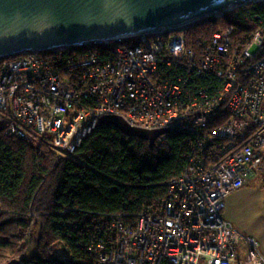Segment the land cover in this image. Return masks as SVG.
<instances>
[{"label":"built area","instance_id":"built-area-1","mask_svg":"<svg viewBox=\"0 0 264 264\" xmlns=\"http://www.w3.org/2000/svg\"><path fill=\"white\" fill-rule=\"evenodd\" d=\"M171 32L182 31L1 60L0 125L33 142L48 135L60 153L72 152L107 115L169 130L156 143L171 131L196 133L184 168L165 182L167 195L129 221L109 214L94 227L88 253L98 264H264L256 239L223 216L225 197L264 170L262 31L232 49L235 28L228 27L202 51Z\"/></svg>","mask_w":264,"mask_h":264},{"label":"trees","instance_id":"trees-1","mask_svg":"<svg viewBox=\"0 0 264 264\" xmlns=\"http://www.w3.org/2000/svg\"><path fill=\"white\" fill-rule=\"evenodd\" d=\"M228 27L235 28L232 49L244 46L257 29L264 35V0L186 29V45L202 51L213 32ZM81 49L64 50V57ZM5 131L0 125V264L12 258L21 264H98L87 250L94 227L109 214L129 221L166 196L165 182L182 171L197 136L171 131L150 147L113 126H97L64 156L48 135L34 144Z\"/></svg>","mask_w":264,"mask_h":264},{"label":"water","instance_id":"water-1","mask_svg":"<svg viewBox=\"0 0 264 264\" xmlns=\"http://www.w3.org/2000/svg\"><path fill=\"white\" fill-rule=\"evenodd\" d=\"M259 0H0V61L92 42L131 39L159 31H181ZM97 126H113L130 138L156 145L169 130L131 127L107 115ZM5 264H21L12 259Z\"/></svg>","mask_w":264,"mask_h":264},{"label":"crops","instance_id":"crops-1","mask_svg":"<svg viewBox=\"0 0 264 264\" xmlns=\"http://www.w3.org/2000/svg\"><path fill=\"white\" fill-rule=\"evenodd\" d=\"M224 218L244 234L254 237L264 256V182L251 177L225 197Z\"/></svg>","mask_w":264,"mask_h":264},{"label":"rangeland","instance_id":"rangeland-1","mask_svg":"<svg viewBox=\"0 0 264 264\" xmlns=\"http://www.w3.org/2000/svg\"><path fill=\"white\" fill-rule=\"evenodd\" d=\"M259 2V1H258ZM249 5V4H248ZM206 21H208V20H206ZM206 21H204V22H206ZM204 22H202V23H204ZM192 28V27H191ZM183 33H184V31L185 30H181ZM182 32H171V33H169L168 34V36L170 37V36H172V35H178V34H182ZM263 34V33H262ZM264 36V35H263ZM25 54H21V55H18V56H15L16 58L17 57H21V56H24ZM13 58V57H12ZM7 60L8 59H11V58H6ZM31 142H33V141H31ZM34 144H37L38 143V141L36 140L35 142H33ZM60 153V152H59ZM62 155H64V156H69L68 154L69 153H61ZM255 175L253 176V175H251V176H249L248 177V179H251V177L253 178V177H258V178H260L261 179V181H263V179H264V170H262V171H260V172H258V171H256L255 173H254ZM258 174V175H257ZM247 179V180H248ZM257 241V240H256ZM258 242V241H257ZM259 250H260V248H259ZM261 252V251H260ZM58 254V253H57ZM264 257V256H263ZM13 259V258H12ZM12 259H9V260H7V262L8 261H10V260H12ZM201 264H204V262H202L201 261Z\"/></svg>","mask_w":264,"mask_h":264}]
</instances>
